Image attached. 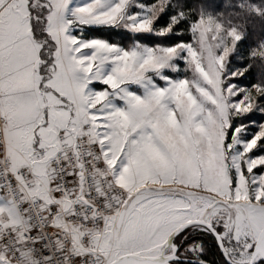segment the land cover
<instances>
[{
    "label": "rangeland",
    "instance_id": "rangeland-1",
    "mask_svg": "<svg viewBox=\"0 0 264 264\" xmlns=\"http://www.w3.org/2000/svg\"><path fill=\"white\" fill-rule=\"evenodd\" d=\"M7 1L0 6L23 0ZM31 2L46 6L36 8L42 37H0V53L12 56L9 97L0 101L5 117L10 111L8 158L9 143L17 142L44 159L60 133L101 145L123 196L93 238L97 264L127 253L158 256L182 223L214 217L230 258L249 264L264 227V198H256L264 190V96L258 85L236 81L252 53L240 47L241 30L205 12L191 24L190 41L168 44L185 16L169 14L171 0ZM88 27L121 37H87ZM15 49L24 54L13 60ZM253 53L264 56V43ZM210 235L191 225L176 241L187 244L185 255L200 258L206 240L217 248ZM4 258L0 264H11Z\"/></svg>",
    "mask_w": 264,
    "mask_h": 264
},
{
    "label": "built area",
    "instance_id": "built-area-1",
    "mask_svg": "<svg viewBox=\"0 0 264 264\" xmlns=\"http://www.w3.org/2000/svg\"><path fill=\"white\" fill-rule=\"evenodd\" d=\"M56 203L26 197L6 153L0 102V191L14 204L21 223L0 224V258L11 264H97L93 238L112 220L123 196L102 161V147L86 135L73 143L65 134L49 160ZM20 174V175H19Z\"/></svg>",
    "mask_w": 264,
    "mask_h": 264
},
{
    "label": "trees",
    "instance_id": "trees-1",
    "mask_svg": "<svg viewBox=\"0 0 264 264\" xmlns=\"http://www.w3.org/2000/svg\"><path fill=\"white\" fill-rule=\"evenodd\" d=\"M148 1L154 2L157 0ZM167 11L170 15H176L180 12L185 14L182 17L183 19L179 20V23L174 26L171 34L173 39L171 41L168 40V44L176 43L180 40L190 41L189 29L191 24L197 21L201 14L205 12L218 15L227 24L238 27L243 34L240 47L242 46L243 49H247L252 53L243 62V65L247 67L246 74L236 78V81L243 84L258 85L264 96V56L253 53L264 43V0H171ZM165 18L168 19V16L164 14L158 22L163 24L166 22ZM177 31H183L185 34L175 33ZM38 33L42 37L41 30ZM85 36L105 38L110 41H113L111 37H121L119 31H112L111 34L110 32L107 33L103 27H88L86 28ZM162 42L166 43L167 41L163 40L158 43ZM255 116L262 117L259 113H255ZM212 241L213 239L211 238L205 241L207 256L202 258L212 264H222V258L224 259V257L218 252L219 248H216Z\"/></svg>",
    "mask_w": 264,
    "mask_h": 264
},
{
    "label": "crops",
    "instance_id": "crops-1",
    "mask_svg": "<svg viewBox=\"0 0 264 264\" xmlns=\"http://www.w3.org/2000/svg\"><path fill=\"white\" fill-rule=\"evenodd\" d=\"M7 6H10V8L6 10ZM42 6L45 5H43V3L41 2L38 7ZM38 7L34 5L31 0H23L18 3H6L4 5H1L0 37H33V40L37 41L36 37H41L39 36V30L37 28L39 15L36 12V8L38 9ZM47 21H49V17ZM20 39L18 40L19 43H21L22 41ZM28 50L30 51V53L32 52L33 55H36L38 52L35 46H33L32 49L28 47ZM22 54H24L23 51L15 49L13 60L16 57H21L20 55ZM11 57L12 56L9 54L5 56L4 51L3 53H0V101H3L4 99L6 101V104V99L9 97V90L7 89L8 74L9 71H12L10 67L12 61ZM9 112L10 111L5 110V121H8V118L10 121ZM9 144L10 153H12L11 155H9L12 170L16 173H19L21 170L26 171L25 176H19L20 188L24 195L26 197L40 199L47 204L56 203V198L52 193V176L49 172L48 161L50 156L54 154L55 147L58 143L54 147L53 153L48 154L44 159H42L43 155L39 154L38 152L33 154L35 158L33 156L31 157L29 153L19 149V145L17 144V142L13 143V147L11 143ZM12 148L13 151H11ZM2 223L6 225L16 226L21 223V218L12 201L0 192V224ZM4 259L7 258L5 257Z\"/></svg>",
    "mask_w": 264,
    "mask_h": 264
},
{
    "label": "water",
    "instance_id": "water-1",
    "mask_svg": "<svg viewBox=\"0 0 264 264\" xmlns=\"http://www.w3.org/2000/svg\"><path fill=\"white\" fill-rule=\"evenodd\" d=\"M124 215H125V210H122L117 219V227L119 228H121L123 224ZM191 225H202L206 227L207 229H209L210 231H211V227H214L209 221L204 220V219H192V220L186 221L170 233V235L167 238L166 246L160 255L148 256V255H143L140 253H127V254H123L117 257L116 259L109 262L108 264H173V262L175 261H189L192 263L197 262L200 264H209L208 262L202 261V260L197 261L195 259H187V258L179 257L177 255V249L173 248V245H175L174 240L177 237L176 234L181 232L182 229H185L186 226H191ZM220 240L223 241L222 236H220ZM168 248H171L172 253L169 255H166V250ZM224 252L229 256L226 247L224 248ZM174 256H178L179 260H174L173 259ZM257 260L264 261V227L260 231L257 241L253 247L251 261L249 264H255ZM231 264H237V263L231 259Z\"/></svg>",
    "mask_w": 264,
    "mask_h": 264
},
{
    "label": "snow or ice",
    "instance_id": "snow-or-ice-1",
    "mask_svg": "<svg viewBox=\"0 0 264 264\" xmlns=\"http://www.w3.org/2000/svg\"><path fill=\"white\" fill-rule=\"evenodd\" d=\"M255 87V85H254ZM259 167V166H258ZM249 171H251V169H249ZM247 199H251V196L246 197ZM256 198L257 200L264 198V190H260L258 189L256 192ZM191 226H186L185 229H182L181 232L177 233V237H184L187 234V231L190 229ZM211 227V226H209ZM217 228H223V225H216L215 227H211V231H212V235L214 236V238H216V245L219 248L221 254L224 257L225 260V264H231V259L230 257L224 252V248H225V244L222 240H220V236L223 234L221 231H217ZM179 245H173V248L179 250ZM249 247H251V244L249 245ZM174 260H179L178 256H174L173 257Z\"/></svg>",
    "mask_w": 264,
    "mask_h": 264
},
{
    "label": "flooded vegetation",
    "instance_id": "flooded-vegetation-1",
    "mask_svg": "<svg viewBox=\"0 0 264 264\" xmlns=\"http://www.w3.org/2000/svg\"><path fill=\"white\" fill-rule=\"evenodd\" d=\"M213 209V208H212ZM217 220L218 219H216L215 217L212 219V225L214 226V222H217ZM208 221V220H207ZM215 227V226H214ZM217 231H219L218 229H217ZM208 232L212 235V232L208 229ZM212 237L214 238V236L212 235ZM214 240H215V242H216V238H214ZM174 244L175 245H179L180 247H179V250H177V255L179 256V257H182V258H187V259H195V260H197V261H200V260H202V261H206V262H208L209 264H212L211 262H209V261H207V260H204L202 257H200V258H196V257H193L192 255H190V256H188V255H185L184 253H183V249L186 247V243L184 242V241H180V242H177L176 241V238H175V240H174ZM172 253V251H170V252H166V255H169V254H171ZM262 263H264V261L263 260H257L256 262H255V264H262ZM173 264H200V263H192V262H189V261H175V262H173Z\"/></svg>",
    "mask_w": 264,
    "mask_h": 264
}]
</instances>
